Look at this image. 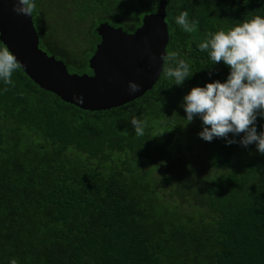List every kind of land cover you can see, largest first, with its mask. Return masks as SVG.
<instances>
[{"label":"trees","instance_id":"1","mask_svg":"<svg viewBox=\"0 0 264 264\" xmlns=\"http://www.w3.org/2000/svg\"><path fill=\"white\" fill-rule=\"evenodd\" d=\"M167 51L189 62L182 86L161 75L143 97L82 111L19 69L0 81V264H264V154L256 144L199 136L183 97L226 81L197 47L209 31L252 15L264 0H166ZM40 48L71 74L92 75L102 23L125 30L159 0H35ZM187 11L198 30L175 17ZM4 46L0 42V47ZM5 88L8 90L5 91ZM133 117L144 122L135 134ZM264 132V118H257Z\"/></svg>","mask_w":264,"mask_h":264},{"label":"water","instance_id":"2","mask_svg":"<svg viewBox=\"0 0 264 264\" xmlns=\"http://www.w3.org/2000/svg\"><path fill=\"white\" fill-rule=\"evenodd\" d=\"M13 7L11 0H0V42L30 80L66 104L87 112L120 108L151 91L162 75L161 56L170 41L166 0H159L157 11L144 16L134 33L109 23L97 27L101 42L89 60L92 75L71 74L62 60L43 51L33 16L18 15ZM130 81L140 85L138 92L130 93Z\"/></svg>","mask_w":264,"mask_h":264},{"label":"clouds","instance_id":"3","mask_svg":"<svg viewBox=\"0 0 264 264\" xmlns=\"http://www.w3.org/2000/svg\"><path fill=\"white\" fill-rule=\"evenodd\" d=\"M13 11L18 15L31 16L36 10L35 0H11ZM175 23L186 33L198 30V20H190L189 13L182 11L175 17ZM200 51L206 52L212 63H224L229 69L225 82L216 80L203 87H193L183 97L182 107L186 121L191 123L199 117L203 130L199 136L211 142L214 138L226 139L229 145L237 143L232 136H240L243 146L256 144L257 151L264 154V132L256 128L257 118H264V16L252 15L240 23L225 29L209 31L198 43ZM162 74L182 86L192 76L188 61L180 58L178 52L162 54ZM22 64L7 46L0 47V81L15 86L13 74ZM130 93L140 90V85L130 81ZM8 89L5 88V91ZM131 124L136 136L145 132L144 122L133 117ZM10 264H18L13 258Z\"/></svg>","mask_w":264,"mask_h":264},{"label":"flooded vegetation","instance_id":"4","mask_svg":"<svg viewBox=\"0 0 264 264\" xmlns=\"http://www.w3.org/2000/svg\"><path fill=\"white\" fill-rule=\"evenodd\" d=\"M146 16V15H145ZM144 18V17H143ZM143 18H142V20H143ZM141 25H142V22H141ZM140 25V26H141ZM140 26H138V27H131V28H128L127 30H125L123 27H121V28H123V30L125 31V32H128V33H134ZM116 28H120L119 26H117ZM97 29V28H96ZM100 42H101V39H100ZM100 42H98L96 45H95V47L100 43Z\"/></svg>","mask_w":264,"mask_h":264}]
</instances>
